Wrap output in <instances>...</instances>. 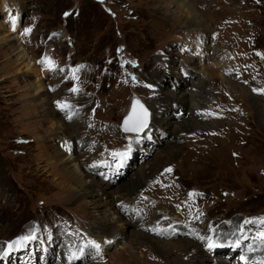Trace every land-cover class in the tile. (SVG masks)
Masks as SVG:
<instances>
[{
  "label": "rangeland",
  "instance_id": "rangeland-1",
  "mask_svg": "<svg viewBox=\"0 0 264 264\" xmlns=\"http://www.w3.org/2000/svg\"><path fill=\"white\" fill-rule=\"evenodd\" d=\"M193 2L206 34L187 27L189 15L174 0H0L6 40L0 41V244L7 243L3 251L10 254L8 260L9 254L0 255V264H19L15 256L22 264H56L67 245L83 248L67 264H181L199 249L206 264H252L264 254V133L254 143L250 137L243 146L229 139L200 151L189 136L202 127L174 136L182 111L172 113L176 121L167 126L155 123V101L174 90L166 67L174 56V67L185 69L179 72L182 90H191L200 77L207 83L199 110L204 130L230 123L239 100L264 128L249 96L228 92V85L237 92L239 85L264 91V0ZM204 39L206 50L199 46ZM27 61L33 63L30 71ZM33 82L70 106L56 111L73 122L74 134L50 135ZM133 97L148 109V127L140 133L122 130ZM73 136L78 142L67 149L64 142ZM59 150L65 157L81 156L78 166L69 162L71 168L92 167L96 183L110 185L105 196L115 203L118 187L134 184L137 170L145 173V183L133 185L124 211L103 208L99 196L77 195L50 163ZM116 212L128 234L117 241L95 232L103 215L111 228ZM222 226L237 235L217 234ZM135 232L143 241L132 240ZM177 239L195 244L187 257L183 247L177 255ZM18 248L36 256L13 254Z\"/></svg>",
  "mask_w": 264,
  "mask_h": 264
},
{
  "label": "bare ground",
  "instance_id": "bare-ground-1",
  "mask_svg": "<svg viewBox=\"0 0 264 264\" xmlns=\"http://www.w3.org/2000/svg\"><path fill=\"white\" fill-rule=\"evenodd\" d=\"M174 2L178 3V5H180L186 13H188L189 21L187 22V27H189V25L190 26L196 25L197 27H199V29L203 33H205V34L207 33V29H206V26L204 25V21L201 17V14L198 12L196 6L194 5L193 0H174ZM2 25H4V24L1 23L0 30L3 28ZM2 34L0 37V41H2L4 43V42H6V40ZM207 38H209V37L206 36L205 39H207ZM205 39L201 40V45H199V46L203 47L202 50H204V49L206 50V48H207V47L204 48V45L207 46ZM18 51L21 52V54H20L21 57H24L23 50L19 49ZM159 61L161 62V60H159ZM175 61H176L175 57L173 56V57L169 58L168 62L166 63V67L168 69V72L170 71V76H172V78H173L174 90L171 93H169L168 95H160L158 100L155 101V103H156L154 106V108H155L154 109L155 110L154 111L155 112V114H154L155 123H157V124L161 123V124L167 126V125H169L171 120L176 121V118L174 115H172V113H174L176 115L178 111H180V112L182 111L181 115L185 116V118L183 117V118H181L180 121L177 122L176 131L174 132V136L175 137H181L183 135V133L186 131V129L189 127H192V126L202 127L203 128L202 132H196L197 134H193V135L189 136V139L195 140V143L190 142V144L195 146V148L199 149L200 151L206 150V148H205L206 146L208 149L211 148L212 144L215 142H217V144L222 143V145L224 146V144L227 143L225 140H229V139L233 140L236 143H238L239 145L243 146V145L247 144L249 137H250V142H252V143H254L253 142L254 137H256V138L259 137V139L262 138L261 135H262V133H264V128L262 126L260 127V125L257 127V125L254 121L255 119L253 117V114L250 115L249 111H247L246 107H248V106L245 104V102L241 103L242 101H240V100L236 101L234 103V105H236V107L238 108V112L233 115L232 121L230 123L217 125V127H214V129H212L210 131L204 130L207 127V125L203 119H200L201 117L199 114V110H200V106L203 105L205 102V99H206V98H204L205 95L208 94L205 92L206 89L208 88L207 83H206V81H204V79L202 80V78L200 77L197 80V82L192 86L191 90H189L188 92H185L184 90H182V86H183L184 81H182L181 75L179 72H182L183 70L185 71V69L183 68V70L181 71V69H182L181 66L176 69L174 67ZM190 62H189V65L195 64L194 60L193 61L190 60ZM161 65H162V62H161ZM31 66H33V63H30L27 61L26 62V68L27 69H25V70L30 71V69H32ZM187 69H188V67L186 68V70ZM211 73L209 72V76H210V79L212 80V79H214V76L212 75L213 73L212 74ZM38 74H39V72H38ZM206 75L208 76L207 72H206ZM232 77L233 76H231V79H232ZM39 81H40V79H39ZM262 82H263V80H262ZM41 83L42 82H40V83L36 82L32 86H33L34 90L36 91V93H34V95L39 96L40 102H41L42 106L44 107L43 108L44 114L42 116L45 117V115H46L48 117L47 121L50 123V125H49L50 135H58V136L59 135H61V136L62 135H68V136H71L73 131H75L76 126L73 124V122H72V124L70 122L68 123L63 116H60V113L58 111H56V109H62L61 105L59 104L60 101H58L54 96L49 94L48 91L43 92L44 86L42 87ZM208 85H209V83H208ZM250 85L252 86V84H250ZM228 87L230 89L228 92H230V93L234 92L236 95L235 97H237V98H239L240 95H242V94H244L245 97H246V95L249 96V99L252 101V103H250V104L253 105L254 111L257 112V115L260 118V121L264 124V91L259 92V93H257L256 91L251 92L248 89H244L241 87V85H239V86H236L238 88L237 89L238 92H237L236 90H233V88L230 85H228ZM232 98H234V97L232 96ZM54 101H55V103L52 105V103ZM248 109H249V107H248ZM169 110L171 112H169ZM200 112H201V110H200ZM225 114H223V115H225ZM67 115H68V117L69 116L73 117L74 112H71L68 110ZM44 117H42V119ZM157 124L154 128H157ZM73 127H74V129H73ZM68 141L72 142L73 144L69 145ZM77 142H78L77 139L75 138V136H73L71 138H67V140L64 143H65L67 149H69V148L73 147V145ZM138 146H139V144H138ZM57 152H55V153H57ZM64 154L65 153H63L59 150L58 154L55 155V157H53L54 158L53 162H50V163L51 164L56 163V165H54V168L59 169L63 173L62 176H64L66 178V180H68V182L75 185V189L78 193L77 195L82 196V197L87 196V195L99 196L98 200L101 203L100 206L103 208L104 207H110L112 205L113 207L115 206V208L118 211H122V210L124 211V209H126V208L124 207L125 203H123V202L128 201L131 198V196H132V194H131L132 189L131 188L133 187V185H139V184L145 183V180H146L145 173L143 171L137 170V172L134 175V177H135V180L133 182L134 184H132V183L128 184V185L125 184L123 186L124 188L122 187V185H120L118 187L120 198L118 199L119 201L117 203H115L116 201H113L108 196H105L108 194L107 189H109L110 185L108 183H106L104 185L99 186V184H97L96 181L94 180V178L92 177V174H91V168L92 167L89 168L86 165V169L84 170L83 164H82V165H80V166H82V168H77L78 171L76 169L75 170L72 169L74 167L71 168V165L69 162H73L74 164H76V162L78 161V162L82 163V160L79 159L81 156L80 157L74 156L72 158L71 156L65 157ZM187 154L189 155L188 157L191 160V162H193L194 165L199 163L200 160H198L195 155L189 154L188 151H187ZM63 155H64V158H63ZM113 171H115V169H113ZM142 181H144V182H142ZM103 186H105V187H103ZM122 188H123L124 195L122 194V191H120ZM70 189L73 190V188L71 186H70ZM96 201L97 200L91 202L93 207H94V204ZM125 211H127V210H125ZM100 219H101L100 223L98 224L99 227L95 231L96 233L98 231L99 233H102L103 235H105V237H107L111 240H115V241H117L118 238H121V237L128 235V234H126L127 233L126 227H125L126 223L124 224V226L117 224V221H120L122 219L121 214H119L118 212H116L115 222L112 223L111 228H109V229L107 227H110L109 226L110 223H109V221H107V216L103 215ZM155 219L157 221V217ZM132 223L130 222L128 225H132ZM231 226H234L233 222L231 223L230 227ZM225 227L226 226H222L219 229L217 234H221V233L226 231V232H229L230 235L231 234L237 235L236 232L238 230H235V228L234 229H228V227L227 228H225ZM226 229H228V230H226ZM221 231H223V232H221ZM27 234H29V233H27ZM183 234H186V233L183 231ZM186 235H188V234H186ZM143 236L146 237L144 234H143ZM26 237H28V235H26ZM131 237H132V240L143 241L142 240L143 238L139 237V234L137 232L133 233L131 235ZM172 243H174V245H175V248H176L175 251H177L176 252L177 255L180 254V251L178 249L183 247L182 253H183V255L186 254V257L189 255V252L191 251V249L193 247H195V244H192L191 246L188 247L187 243L190 244V242H188L187 240H184V239H177L176 241H172ZM6 245H7V243H1L0 244V255H2L3 258L7 254H9V253H7V254L4 253L5 251H3L6 249V247H7ZM165 245L166 244H164V247H165ZM64 246H66V245H64ZM23 247L24 246H22V249H23ZM62 249L65 251L64 256L58 255L57 257L59 260L56 264H67V260L69 259V257L71 258V262L74 263V260H75L77 253H79L80 251L83 250V248L75 249L74 247H71V245H67L66 248L62 246ZM20 250H21V248L20 249L18 248L17 250H13L12 253L13 254H17V253L24 254V255H26V257L28 256L29 260H30V258H34L36 256L34 254H28V252H25V250H27V248L24 250H21V251ZM34 250H35V248H34ZM34 250H32V251L34 253H36V251H34ZM166 251H167V249H164V253ZM200 252H201V250L199 249V251L197 252L196 255H193V254L190 255V257H189L190 259L187 260L188 262L187 261L182 262L181 264H206L207 263L206 259ZM251 253H250V255H251ZM9 256H10V254L7 256L6 259L5 258L4 259L8 260ZM256 256H257V254H256ZM13 258H14L15 262L22 264L21 262H18L19 259H17L16 256ZM263 259H264V254H259L258 259L256 260L257 262L255 261L252 264H258V263L264 264ZM43 261H46V258L44 255H43ZM82 261H85V260H82ZM242 263L243 264H247V263L251 264L245 260H243ZM88 264H94V263H92L90 261V263H88ZM220 264H225V263L220 262Z\"/></svg>",
  "mask_w": 264,
  "mask_h": 264
},
{
  "label": "snow or ice",
  "instance_id": "snow-or-ice-1",
  "mask_svg": "<svg viewBox=\"0 0 264 264\" xmlns=\"http://www.w3.org/2000/svg\"><path fill=\"white\" fill-rule=\"evenodd\" d=\"M67 15V14H66ZM258 55H260L258 53ZM78 70V69H77ZM72 91H77V89H72ZM138 103V102H137ZM62 108H69L70 106L69 105H61ZM140 108L142 110V115L139 116L135 122L132 124V126H129V120H131L132 118L129 117L128 120L125 121V126H124V131L128 132V131H131V132H136V133H140L142 132L144 129H146L148 127V120H147V117H148V111L146 108L143 107V105H140ZM134 110H135V106H134ZM72 117L69 116V119H71ZM167 171H171V169H167ZM191 195V194H190ZM245 223H248V221H245ZM259 237L260 239L264 240V231L260 232L259 233ZM202 240L205 239V237H200ZM27 239V237L25 238ZM209 240H211V238L209 237L208 238ZM93 247H95L97 250H99L100 248V245L98 243H95L94 241H90L89 242ZM208 247L209 248H212V247H215V244L213 243H209L208 244Z\"/></svg>",
  "mask_w": 264,
  "mask_h": 264
},
{
  "label": "water",
  "instance_id": "water-1",
  "mask_svg": "<svg viewBox=\"0 0 264 264\" xmlns=\"http://www.w3.org/2000/svg\"><path fill=\"white\" fill-rule=\"evenodd\" d=\"M140 105H143L141 103V101H139V99H137L136 97H133L132 101H131L130 109H129L128 113L122 119V130L123 131H124V126H125V121L128 120L129 117L132 118L131 120H129V126H132V124L135 122V120L139 116L142 115V110L140 108ZM134 106H135V110H134ZM143 107L146 108L145 105H143ZM147 111H148V109H147ZM147 120H148V117H147Z\"/></svg>",
  "mask_w": 264,
  "mask_h": 264
}]
</instances>
